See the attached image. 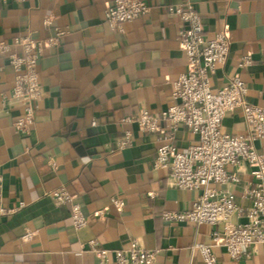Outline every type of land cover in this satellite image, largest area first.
Here are the masks:
<instances>
[{"label":"crops","instance_id":"0c3cea01","mask_svg":"<svg viewBox=\"0 0 264 264\" xmlns=\"http://www.w3.org/2000/svg\"><path fill=\"white\" fill-rule=\"evenodd\" d=\"M145 1L151 11L119 31L104 19L114 0H0V41L28 32L48 35L42 27L46 15L70 31L58 47L44 53L43 98L29 135L14 128L19 110L3 103L11 94L15 72L0 56V203L15 209L0 216V264H114L103 263L91 252L90 239L117 250L132 238L156 251L151 264H204L193 245L209 244L214 231L223 232L224 222L199 226L163 221L167 211L190 210L201 191L171 187L170 170L155 167L159 135L125 120L141 109L159 116L171 103L172 83L188 69L179 45L181 19L168 10L185 0ZM191 2L207 36L220 30L229 33L231 53L218 66L214 91L238 76L248 84L247 100L264 108V0ZM248 56V65L240 66ZM225 117L226 133H247L241 110ZM125 132L133 133V144L118 149L116 142ZM197 139L182 126L173 144L182 150ZM254 145L264 154V139ZM229 171L238 173V181L223 187L249 208L245 188L254 181L250 168ZM58 189L76 197L86 227L75 228L70 202L57 205L51 198ZM116 196L125 200L124 209L112 205ZM231 222L247 219L235 215ZM28 232L33 235L25 241ZM214 253L217 264H264V244L236 260L220 246Z\"/></svg>","mask_w":264,"mask_h":264},{"label":"built area","instance_id":"2783aa9c","mask_svg":"<svg viewBox=\"0 0 264 264\" xmlns=\"http://www.w3.org/2000/svg\"><path fill=\"white\" fill-rule=\"evenodd\" d=\"M1 1L21 4L26 0ZM151 9L145 0H114L106 8L104 19L110 28L123 31L125 24L142 19ZM168 10L181 19L179 45L188 69L172 83L171 103L159 116L141 109L137 116L125 120L136 122L147 133L159 135L161 144L157 148L155 167L170 170L171 187L201 191L190 210L167 211L163 221L191 222L199 226L224 222L223 232L214 231L211 243H195L193 249L202 255L204 264L218 263L214 249L219 246L232 259L243 258L249 256L253 246L264 244V154L254 145L256 140L264 139V108L247 100L248 84L238 76H232L223 87L213 89L218 66L224 65L231 53L229 33L220 30L212 37L207 36L202 16L191 0L171 5ZM42 27L49 32L44 37L28 32L13 36L10 42L0 41V56L7 59L15 72L11 94L3 103L9 110H19L13 123L15 130L23 135H29L38 103L43 98L40 64L44 53L58 47L62 38L70 33L68 28L57 26L51 15L43 18ZM250 60V56L243 58L240 66L248 65ZM236 110H241L245 118L246 134L231 135L223 129L225 116ZM182 126L198 139L181 150L173 140ZM133 141V133L125 132L115 147L124 149ZM230 167L251 170L254 181L245 188V195L252 202L249 208L240 206L234 192L223 187L238 181V173L232 174ZM50 196L57 205L71 203V221L77 230L88 225L75 196L64 189L53 191ZM111 202L119 210L126 207L125 200L120 197H113ZM14 211L0 203V216L11 215ZM235 215L245 217L247 222L233 224L231 217ZM32 235L33 232H28L23 239L28 241ZM89 247L103 263L113 260L114 264H151L156 258V251L147 249L139 238H132L127 247L117 250L102 248L96 239H90Z\"/></svg>","mask_w":264,"mask_h":264}]
</instances>
